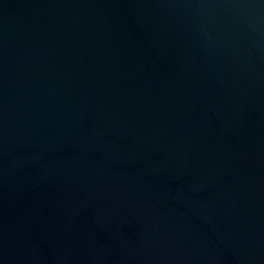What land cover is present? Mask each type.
Segmentation results:
<instances>
[{
	"label": "water",
	"instance_id": "water-1",
	"mask_svg": "<svg viewBox=\"0 0 264 264\" xmlns=\"http://www.w3.org/2000/svg\"><path fill=\"white\" fill-rule=\"evenodd\" d=\"M0 264H264V0H0Z\"/></svg>",
	"mask_w": 264,
	"mask_h": 264
}]
</instances>
